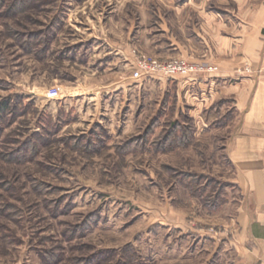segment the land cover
I'll return each instance as SVG.
<instances>
[{"label": "rangeland", "instance_id": "374dc122", "mask_svg": "<svg viewBox=\"0 0 264 264\" xmlns=\"http://www.w3.org/2000/svg\"><path fill=\"white\" fill-rule=\"evenodd\" d=\"M3 1L0 264H204L211 249L206 236L225 227L233 210L226 203L239 199L222 170L228 131L221 126L195 140L189 134L185 139L180 128L182 142L171 148L176 138L166 132L174 121L193 132V118L177 115L176 82L161 96V82L178 76L134 79L135 61L127 76L138 86V98L147 99L137 105L136 126L132 121L131 128H116L125 105L110 102L100 122L84 121L69 102L57 99L76 82L86 88L109 84L108 72L91 78V65L59 56L65 45L87 37L81 26L97 29L113 11L121 22L126 9L128 15L130 10L145 15L150 2L32 0L22 11L15 4L20 0ZM31 34L36 38L28 42ZM116 36L125 42V34ZM132 53L134 60L140 55L168 60ZM51 88L57 89L54 97ZM224 106V119L230 120L233 110ZM153 112L161 113L158 122L150 121Z\"/></svg>", "mask_w": 264, "mask_h": 264}, {"label": "crops", "instance_id": "0c3cea01", "mask_svg": "<svg viewBox=\"0 0 264 264\" xmlns=\"http://www.w3.org/2000/svg\"><path fill=\"white\" fill-rule=\"evenodd\" d=\"M148 1L145 15L142 10H130L128 15L126 9L121 22L122 15L113 11L97 29L81 26L87 37L65 45L59 56L91 65V78L108 72L109 84L86 88L76 82L57 98L58 103L69 102L78 119L96 122L110 102L125 105L127 113L116 128H131L132 121L137 124V105L147 102L138 98L139 88L127 76L135 61L133 49L158 59L214 67L209 73L162 81L161 96L166 98L169 82H176V112L193 118V139L221 126L228 131L222 170L239 199L227 201L233 210L225 217V227L206 236L211 249L204 264H264V0ZM117 32L126 35L125 42L119 41ZM227 103L234 114L230 120L224 119ZM49 115L54 124L56 119ZM154 117L153 112L150 119Z\"/></svg>", "mask_w": 264, "mask_h": 264}, {"label": "built area", "instance_id": "2783aa9c", "mask_svg": "<svg viewBox=\"0 0 264 264\" xmlns=\"http://www.w3.org/2000/svg\"><path fill=\"white\" fill-rule=\"evenodd\" d=\"M135 70L132 73L134 79L141 77H150L153 75L165 77H189L201 73L212 72L215 68L208 67L200 63L185 61L183 59L173 58L159 61L157 59L147 58L140 55L135 60ZM50 97L57 95V89L51 88L48 91Z\"/></svg>", "mask_w": 264, "mask_h": 264}, {"label": "trees", "instance_id": "16d2710c", "mask_svg": "<svg viewBox=\"0 0 264 264\" xmlns=\"http://www.w3.org/2000/svg\"><path fill=\"white\" fill-rule=\"evenodd\" d=\"M32 0H20L19 2H14L15 4H16V6L18 5V6H20V9L23 11V10H26V9H28L29 8V3L31 2ZM3 3H4V1L3 0H0V8H1V6L3 5ZM15 4H13L12 6H14ZM11 6V7H12ZM18 35V34H17ZM20 36H22V35H20ZM27 37H29V41L28 42H33L34 40H35V38H36V34H31L30 36L29 35H27ZM46 45H49V41H48V43L46 44ZM31 47V46H30ZM30 49V48H29ZM32 50V47H31V49H30V51L29 52H33V51H31ZM42 51H43V49H42ZM42 51H40V52H42ZM161 115V113H158L157 114V116H155L152 120H151V122L152 121H155V122H158V115ZM171 127L169 128V129H167V132H166V134H167V136L166 137H170V132H172L171 133V136L175 139L176 138V142H173L172 144H171V148H173V146H175V145H179V142H182V140L180 141L178 138H180L181 136L180 135H178V131H179V129L181 128L183 131H184V134H183V136H184V138L185 139H187V137H186V135L187 134H189V135H191L192 133H188L189 131H187L189 128H187V125L185 126V127H183L182 125H181V123H179V122H176V121H174V123H172L171 125H170ZM171 130V131H170ZM190 130V129H189ZM187 131V133H185ZM191 131H193V130H191ZM165 137V139H164V142L166 143V141H168L169 139H167ZM189 138V137H188ZM164 143V144H165ZM185 144H187V140H185L184 142H183V144L182 145H185Z\"/></svg>", "mask_w": 264, "mask_h": 264}]
</instances>
